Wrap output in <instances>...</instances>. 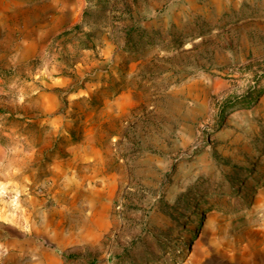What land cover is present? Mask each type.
<instances>
[{"label":"rangeland","instance_id":"374dc122","mask_svg":"<svg viewBox=\"0 0 264 264\" xmlns=\"http://www.w3.org/2000/svg\"><path fill=\"white\" fill-rule=\"evenodd\" d=\"M0 127V264H264V0H0Z\"/></svg>","mask_w":264,"mask_h":264},{"label":"clouds","instance_id":"9594fccd","mask_svg":"<svg viewBox=\"0 0 264 264\" xmlns=\"http://www.w3.org/2000/svg\"><path fill=\"white\" fill-rule=\"evenodd\" d=\"M186 51H191V48L186 47ZM34 79L39 80L40 77ZM26 86L33 87V84L26 82ZM20 102L23 103V96L20 97ZM200 127L201 129L204 128L203 125ZM0 137L15 144L10 150L7 165L0 163V226L9 231L18 230L22 233L31 234L34 209L29 205L35 197L31 191L33 181L25 174L24 165L25 157H33L36 149L32 147L31 151H26L25 147L19 143L21 138L15 134V130L5 131L0 127ZM112 142L114 144L119 143V138L113 137ZM90 162L94 163L95 161ZM195 176H199V172H196ZM97 183L100 185L97 191H104L107 188L103 179L97 180ZM89 187L92 185L90 184ZM24 198L29 202L28 204L25 203ZM0 249H3V245H0ZM3 251L6 254L7 250L3 249Z\"/></svg>","mask_w":264,"mask_h":264},{"label":"bare ground","instance_id":"6f19581e","mask_svg":"<svg viewBox=\"0 0 264 264\" xmlns=\"http://www.w3.org/2000/svg\"><path fill=\"white\" fill-rule=\"evenodd\" d=\"M212 215H213V214H210V215H209V217H208V223H210V222L212 221ZM196 244H197V242H195V245L193 246V251L196 249ZM191 256H192V254H191ZM191 256H190V257H191Z\"/></svg>","mask_w":264,"mask_h":264}]
</instances>
